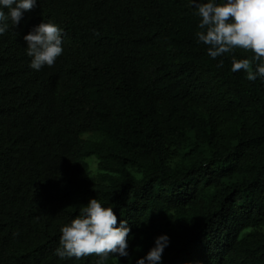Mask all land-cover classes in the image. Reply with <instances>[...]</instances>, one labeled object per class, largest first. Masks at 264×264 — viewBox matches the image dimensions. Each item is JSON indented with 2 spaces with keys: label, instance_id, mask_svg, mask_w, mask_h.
I'll return each mask as SVG.
<instances>
[{
  "label": "trees",
  "instance_id": "obj_1",
  "mask_svg": "<svg viewBox=\"0 0 264 264\" xmlns=\"http://www.w3.org/2000/svg\"><path fill=\"white\" fill-rule=\"evenodd\" d=\"M200 19L191 0H37L8 22L0 264H96L55 254L90 198L131 229L129 256L103 264H135L160 234L162 264H264V78L231 71L250 50L212 59ZM49 20L63 52L37 71L23 36Z\"/></svg>",
  "mask_w": 264,
  "mask_h": 264
},
{
  "label": "clouds",
  "instance_id": "obj_2",
  "mask_svg": "<svg viewBox=\"0 0 264 264\" xmlns=\"http://www.w3.org/2000/svg\"><path fill=\"white\" fill-rule=\"evenodd\" d=\"M201 18L196 32L198 42L207 47L212 58L231 52L234 48L250 50L252 60L233 57L231 71L243 70L250 81L264 78V0H191ZM37 5V0H0V35L8 22L19 25L24 13ZM63 29L52 21H42L23 36L29 67L40 70L51 67L62 52ZM255 62V63H253ZM251 69V70H250ZM128 221L117 223L112 204L97 198L88 203L68 223L60 228L59 246L55 254L61 259L95 254L96 264H103L110 255L117 260L128 257ZM170 243L167 234L154 239V246L135 261V264H162V253Z\"/></svg>",
  "mask_w": 264,
  "mask_h": 264
},
{
  "label": "rangeland",
  "instance_id": "obj_3",
  "mask_svg": "<svg viewBox=\"0 0 264 264\" xmlns=\"http://www.w3.org/2000/svg\"><path fill=\"white\" fill-rule=\"evenodd\" d=\"M87 163L89 165L91 179L97 181L98 170L96 160L94 158H89L87 159Z\"/></svg>",
  "mask_w": 264,
  "mask_h": 264
}]
</instances>
